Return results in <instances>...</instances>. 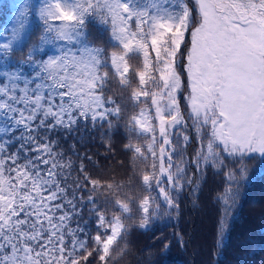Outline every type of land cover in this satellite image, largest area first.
I'll return each instance as SVG.
<instances>
[{"label": "snow or ice", "instance_id": "6c2138e0", "mask_svg": "<svg viewBox=\"0 0 264 264\" xmlns=\"http://www.w3.org/2000/svg\"><path fill=\"white\" fill-rule=\"evenodd\" d=\"M15 7L0 28V264H115L128 251L133 205L147 230L179 214L186 188L198 199L197 181L230 161L239 168L225 173L214 197L213 247L222 246L246 161L264 160V0H23ZM91 21L109 32L107 46L89 41ZM113 83L119 100L106 95ZM113 119L126 120L140 141L124 150L142 165V195L94 176L91 157L73 152L77 164L53 138L81 122L111 130Z\"/></svg>", "mask_w": 264, "mask_h": 264}, {"label": "trees", "instance_id": "16d2710c", "mask_svg": "<svg viewBox=\"0 0 264 264\" xmlns=\"http://www.w3.org/2000/svg\"><path fill=\"white\" fill-rule=\"evenodd\" d=\"M21 2L23 0H0V28L11 23L12 14L17 11L15 5ZM30 2L36 3L37 0ZM88 33L89 41L96 46L108 45L109 32L99 21L89 23ZM38 35L39 32L33 40ZM20 58V54L15 57L17 60ZM109 89L106 95L119 100L121 91L118 86L113 83ZM112 123L117 127L109 130L107 124L103 128L99 125L94 128L89 123L85 128L81 122L71 134L59 130L53 138L59 141L60 150L77 164L80 161L73 152L91 157L92 163L88 167L94 176L105 182L124 185L125 192L142 195L136 175L142 165L134 166L132 153L124 150V145L130 139L133 143L140 141L127 132L126 120L113 119ZM195 148L193 142L187 152L194 154ZM225 164L226 167L219 174L216 169H210L203 179L197 181L200 184L198 199L186 188L179 198V214L173 212L171 218L154 220L147 230L138 227L140 213L133 205L131 218L125 221L130 226L128 251L123 257L117 256L115 264H239L241 260L247 264H264V160L246 161L248 171L243 181L239 207L231 220V231L222 246L213 247L219 239L218 205L214 197L226 187L225 173L239 168V164L233 165L230 161H225ZM161 241L170 243L166 251ZM123 246L122 241L120 247ZM242 251H249V254L241 255ZM218 252L221 253L219 257L216 255ZM113 255L116 256V253Z\"/></svg>", "mask_w": 264, "mask_h": 264}, {"label": "rangeland", "instance_id": "374dc122", "mask_svg": "<svg viewBox=\"0 0 264 264\" xmlns=\"http://www.w3.org/2000/svg\"><path fill=\"white\" fill-rule=\"evenodd\" d=\"M185 80H186V76H185ZM186 93H182L181 95V105H182V108L184 107V100H183V96L185 95Z\"/></svg>", "mask_w": 264, "mask_h": 264}]
</instances>
